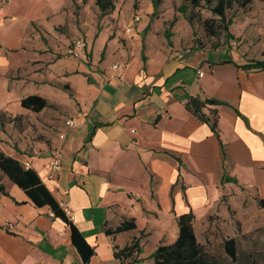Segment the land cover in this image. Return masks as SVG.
Instances as JSON below:
<instances>
[{
  "label": "crops",
  "instance_id": "0c3cea01",
  "mask_svg": "<svg viewBox=\"0 0 264 264\" xmlns=\"http://www.w3.org/2000/svg\"><path fill=\"white\" fill-rule=\"evenodd\" d=\"M153 2L144 4L148 14ZM9 9L0 7V96L2 90L9 94L5 102L0 98V111L26 116L25 95L15 97V92L36 82L29 59L18 57L29 52V31L24 20L8 17ZM134 15L127 14L124 25ZM140 15L131 34L100 32L86 44L84 58L52 59L47 52L39 64L38 84L66 99L50 97L49 107H59L75 125L61 120L64 137L52 139V147L62 150L56 179L47 180L43 166L51 149L27 157L55 199L71 209L74 227L94 254L84 261L73 244L72 227L51 217L49 206H36L5 176L0 264H129L114 256V246L135 239L142 249L135 264H152L155 248L177 239L178 216L192 211L196 233L198 224H209L213 215L227 218L224 197L230 203L248 199L264 227V211L257 204L264 198V70L244 69L250 60L240 58L227 63L220 49L200 46L194 36L183 45L174 30L169 44L159 20ZM191 96L218 101L205 108L210 116L217 110L218 133L186 108ZM225 175L236 181H223ZM125 219H135L137 228L108 235L107 228ZM7 222L15 228L7 229Z\"/></svg>",
  "mask_w": 264,
  "mask_h": 264
},
{
  "label": "rangeland",
  "instance_id": "374dc122",
  "mask_svg": "<svg viewBox=\"0 0 264 264\" xmlns=\"http://www.w3.org/2000/svg\"><path fill=\"white\" fill-rule=\"evenodd\" d=\"M96 2V0H0L1 8H10L8 17L15 16L19 20H24L29 31L26 35L27 43L30 44V48H27L29 52H20L21 56L18 57L29 59L36 82L26 84L17 90L15 97L20 93L25 96L41 95L47 99L54 96L58 101L65 102L66 99L56 95L54 89L38 84L39 69L43 68L39 64L44 62L42 57L46 55L48 57V53L52 59L58 55L72 57L66 53V49L76 38L81 37L87 44L104 30L126 31L124 18L127 14L131 18L137 12L149 15L153 20H159L162 31L163 29L172 33L173 30L176 31L183 45H188L189 39L194 36L195 43H205L210 48L218 44L219 48L215 50H221L219 55L222 58L233 60L264 58V0H253L252 5L246 10L234 8L228 12L229 18L234 20L230 26L234 38L229 41H226L225 32L207 39L203 26L197 20L191 25L185 19L178 11V7L186 4L188 13H192L190 0H162L153 8L152 14L146 12L147 7L144 5L151 3V0H114L115 10L108 14H103ZM194 11L195 13L200 11L204 17L212 16L206 8ZM175 17L177 20L171 24ZM101 43V40L97 41L95 48ZM31 72L32 70L29 71ZM8 95V91L2 90L1 102H5ZM61 120L66 121V114L59 107H48L39 113L29 110V115L23 116L16 124L11 122L0 127V152L4 154L6 151L12 152L22 158L32 157L34 153H41L44 149L52 150L54 148L52 139L60 135ZM5 176L7 174L0 169V183H3ZM222 202L228 212L227 218L213 215L209 218V224L205 221L198 224L196 230L198 240L206 245L208 251L220 256L222 260L230 261L224 252L223 240L226 237H236L243 264H264V227L257 209L254 208V211L251 208L248 199H237L236 203H230L227 197H224ZM244 225L253 227L254 230L247 232Z\"/></svg>",
  "mask_w": 264,
  "mask_h": 264
},
{
  "label": "trees",
  "instance_id": "16d2710c",
  "mask_svg": "<svg viewBox=\"0 0 264 264\" xmlns=\"http://www.w3.org/2000/svg\"><path fill=\"white\" fill-rule=\"evenodd\" d=\"M96 4L103 14L115 10L114 0H96ZM154 7L162 0H154ZM253 0H190V6L193 8L192 13H188V6L181 4L178 11L184 15L185 19L192 25L194 20H197L204 28L205 38H214L221 33H226V41L234 38V34L230 31V26L233 23V18H229L228 12L234 8L246 10L252 5ZM206 8L211 12L212 16L204 17L199 11L195 13L194 9ZM177 20L175 17L171 20L173 24ZM171 36L173 33L166 31V39L169 44H172ZM204 46L205 43H197ZM213 49L219 48L218 44L211 46ZM227 63H233L230 59ZM242 66V65H239ZM244 69L264 70V58L252 59L249 63L242 66ZM217 100L201 99L198 97H190L186 101V108L197 119L207 122L212 130L218 133V112L211 111V116L205 112V108L211 105H216ZM21 106L29 109L32 112L39 113L46 107L50 106L47 98L41 95H28L21 99ZM23 119V116H11L6 111H0V127L6 123L16 122ZM0 169L4 171L8 178L20 188L26 191L28 198L36 206H49L56 217L62 218L72 227L73 244L79 249L84 257V261H88L94 254V250L87 244L85 237L76 230L72 221H70L59 206L58 201L52 195L51 191L45 186L40 179L39 174L34 169H25L22 166L21 160L15 159L12 156H7L0 152ZM223 181H236L227 175L223 177ZM0 193L7 195V191L2 183H0ZM258 206L264 211V198L257 199ZM194 213L181 214L177 218L179 230L177 239L172 243L158 245L152 252V264H243L241 262L240 253L238 250V241L236 237H226L223 240V249L230 261H225L220 256L208 251L206 245L198 240L194 227ZM137 228L135 219H125L116 228L106 229L108 235L117 234L119 232H127ZM142 253L140 242L135 239L131 244L119 248L114 246V256L118 259L129 260V264L138 263L140 260L138 255Z\"/></svg>",
  "mask_w": 264,
  "mask_h": 264
},
{
  "label": "built area",
  "instance_id": "2783aa9c",
  "mask_svg": "<svg viewBox=\"0 0 264 264\" xmlns=\"http://www.w3.org/2000/svg\"><path fill=\"white\" fill-rule=\"evenodd\" d=\"M140 13H136L132 19L131 24H129L126 28V31L130 34L133 32L134 25L138 22ZM86 50L87 45L81 37L76 38L73 43L66 49V53L73 57L78 58H84L86 57ZM114 70H120L121 65L120 64H114L113 66ZM199 76H203L204 72L199 71ZM65 125L67 127H73L75 125V120L71 117L66 119ZM60 137H64V135H60ZM62 150L60 147H54L50 153V156L48 157L47 161H44V169L46 172V179L47 180H54L59 176V173L61 171L62 165ZM22 166L25 169H33V164L31 158L27 157L26 159L21 161ZM60 208L64 212V214L67 216V218L72 221L73 215L71 209L67 206L65 201H58ZM49 215L51 217H54L55 214L52 210H50ZM7 229L13 230L15 228V224L11 222H7L6 225Z\"/></svg>",
  "mask_w": 264,
  "mask_h": 264
},
{
  "label": "bare ground",
  "instance_id": "6f19581e",
  "mask_svg": "<svg viewBox=\"0 0 264 264\" xmlns=\"http://www.w3.org/2000/svg\"><path fill=\"white\" fill-rule=\"evenodd\" d=\"M142 18V16L141 15H139V19L138 20H140Z\"/></svg>",
  "mask_w": 264,
  "mask_h": 264
}]
</instances>
